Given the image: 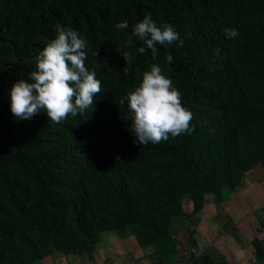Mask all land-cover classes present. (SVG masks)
Instances as JSON below:
<instances>
[{
  "label": "trees",
  "instance_id": "1",
  "mask_svg": "<svg viewBox=\"0 0 264 264\" xmlns=\"http://www.w3.org/2000/svg\"><path fill=\"white\" fill-rule=\"evenodd\" d=\"M146 15L179 33L157 45L155 60L138 52L139 39L124 47ZM123 21L129 27L118 30ZM57 25L88 41L86 66L102 92L92 110L60 124L43 112L18 120L11 87L36 70ZM116 49L131 53L130 72ZM153 63L180 91L192 131L139 145L124 98ZM257 166L264 168V0H0V264L92 257L103 233L128 230L163 263L173 222L186 217L183 197L197 208L208 195L220 202Z\"/></svg>",
  "mask_w": 264,
  "mask_h": 264
},
{
  "label": "clouds",
  "instance_id": "2",
  "mask_svg": "<svg viewBox=\"0 0 264 264\" xmlns=\"http://www.w3.org/2000/svg\"><path fill=\"white\" fill-rule=\"evenodd\" d=\"M129 27L127 21L116 25L118 30ZM56 37L41 51L36 60V70L27 78H20L10 90V111L18 120H31L35 115L46 113L48 120L60 124L69 116H83L93 109L94 98L102 92L101 81L97 72L86 66L89 58L88 41L71 27L56 26ZM228 38H235V28L225 29ZM139 39L145 45L138 48L140 54L147 50L152 59L157 58V45L167 46L179 39V33L170 24H157L150 15H146L133 27L124 47L128 48L133 39ZM183 45V41H180ZM127 66L124 71L132 70V55L129 51H119ZM219 50H217L218 54ZM98 56L97 49L92 53ZM169 64L173 62L167 55ZM139 73L140 69L137 68ZM133 90L124 98L130 115L131 128L135 133V143L147 145L167 141L192 131L190 127L193 115L182 104L180 91L173 86V81L156 63L141 74ZM124 103V100H121Z\"/></svg>",
  "mask_w": 264,
  "mask_h": 264
},
{
  "label": "rangeland",
  "instance_id": "3",
  "mask_svg": "<svg viewBox=\"0 0 264 264\" xmlns=\"http://www.w3.org/2000/svg\"><path fill=\"white\" fill-rule=\"evenodd\" d=\"M183 207L186 217L174 220L173 245L165 244L161 264H205L208 258L216 264H264V168L255 167L238 187L225 189L220 202L208 195L197 208L185 195ZM100 249L113 251L105 255L109 264H156L158 260V249L141 245L131 230L103 233ZM71 257L86 262L91 256Z\"/></svg>",
  "mask_w": 264,
  "mask_h": 264
},
{
  "label": "crops",
  "instance_id": "4",
  "mask_svg": "<svg viewBox=\"0 0 264 264\" xmlns=\"http://www.w3.org/2000/svg\"><path fill=\"white\" fill-rule=\"evenodd\" d=\"M111 254H113V251L108 252L107 250H103V249H100L99 251H97V248H96V250L94 252V262H93L92 257H89V259L86 262H84L81 260L78 261L77 259H74L73 257H71V255L65 257V255L63 256L60 253H55L54 255H52V256H50V257H48V258H46L43 261L38 262V263L39 264H70L69 262H71L72 264H103V263L109 264V261H108L109 258H108V260H106L105 255L110 256ZM99 255H101V256L99 257ZM68 258H69V260L70 259H72V260L69 261ZM90 261H91V263H90Z\"/></svg>",
  "mask_w": 264,
  "mask_h": 264
},
{
  "label": "built area",
  "instance_id": "5",
  "mask_svg": "<svg viewBox=\"0 0 264 264\" xmlns=\"http://www.w3.org/2000/svg\"><path fill=\"white\" fill-rule=\"evenodd\" d=\"M156 264H161V263H156Z\"/></svg>",
  "mask_w": 264,
  "mask_h": 264
}]
</instances>
